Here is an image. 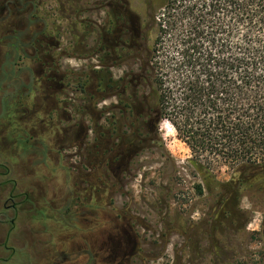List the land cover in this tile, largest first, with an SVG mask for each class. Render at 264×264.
I'll return each mask as SVG.
<instances>
[{
    "label": "rangeland",
    "instance_id": "1",
    "mask_svg": "<svg viewBox=\"0 0 264 264\" xmlns=\"http://www.w3.org/2000/svg\"><path fill=\"white\" fill-rule=\"evenodd\" d=\"M113 9L126 23L111 32ZM143 21L141 0H0V154L34 195L16 220L17 247L32 264H55L61 245L91 238L87 216L71 224L85 210L98 241L109 223L113 234L126 226L142 255L126 264H264V180L241 186L245 172L223 163L203 180L173 126L156 124ZM108 168L109 195L97 180ZM29 258L18 252L13 264Z\"/></svg>",
    "mask_w": 264,
    "mask_h": 264
},
{
    "label": "trees",
    "instance_id": "2",
    "mask_svg": "<svg viewBox=\"0 0 264 264\" xmlns=\"http://www.w3.org/2000/svg\"><path fill=\"white\" fill-rule=\"evenodd\" d=\"M141 2L143 38L152 31L141 63L147 111L173 126L199 168L243 170L241 186L264 180V0Z\"/></svg>",
    "mask_w": 264,
    "mask_h": 264
},
{
    "label": "flooded vegetation",
    "instance_id": "3",
    "mask_svg": "<svg viewBox=\"0 0 264 264\" xmlns=\"http://www.w3.org/2000/svg\"><path fill=\"white\" fill-rule=\"evenodd\" d=\"M122 20L126 23V13L121 10H112L107 16V27L109 30L115 31ZM127 111V109H126ZM8 159H3L0 154V205L2 210H0V229H4V226L7 225V228L4 229V236L0 237V264H13L16 259V254L18 252H26L30 256L28 264H32L31 249H19L17 247L18 242L16 240V220L19 217L20 208H25L27 203L34 204V195L32 192L26 190H21L17 186V180L13 177V170L7 161ZM110 168L101 172L100 177H98V186L107 190L109 195L110 193ZM76 196L80 197V190ZM92 194V193H91ZM36 197V196H35ZM89 201V199H88ZM78 208V207H77ZM34 210V209H33ZM36 210V209H35ZM11 211V215L7 213ZM78 212V211H77ZM39 213L42 214V211L39 209ZM87 214V215H86ZM80 215L86 217L83 218V224L91 234L86 241H83V245L80 247L78 239H73L69 243H66L67 247L61 245L58 253H55L53 256H50L51 260L55 264H126L129 257H139L140 254L135 253L133 250L136 240L133 236L127 231L126 226L114 227L119 229L117 233H112L111 223L107 229L104 228V237L99 238L100 241L96 240L95 230L96 222L90 219L94 218L90 212L85 213V210L81 214L74 216L72 220V227L75 226L76 230H79ZM76 217V219H75ZM67 224V223H66ZM89 234V235H90ZM134 255V256H133ZM136 259V258H135ZM82 260V261H80Z\"/></svg>",
    "mask_w": 264,
    "mask_h": 264
}]
</instances>
